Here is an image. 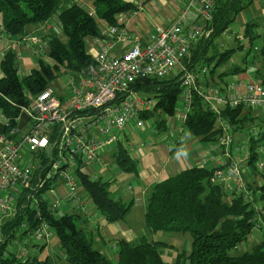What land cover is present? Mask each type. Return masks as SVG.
<instances>
[{
  "label": "trees",
  "instance_id": "obj_1",
  "mask_svg": "<svg viewBox=\"0 0 264 264\" xmlns=\"http://www.w3.org/2000/svg\"><path fill=\"white\" fill-rule=\"evenodd\" d=\"M60 1L0 0V28L10 35L25 34L26 25H43L51 19L58 11ZM148 1L151 0H142V3ZM252 2L253 0H215L212 19L206 24V28L210 30L209 35L192 43L189 55L183 59L186 67L191 70L206 68V84L216 85L228 75L248 71L247 65L237 64L226 68L227 70L218 71L236 48L220 50L221 46L219 47L217 41L230 27L237 13ZM92 4L94 14H90L75 2L59 12L57 26L60 32L45 35L48 41L47 55L54 61L52 64H45L39 59L38 66L20 78L16 53L10 47L5 49L0 60V111L7 121L0 125V132L17 125L23 108L31 101V96L48 87L61 68L68 73L85 67L92 61L87 52L86 39L97 35L102 29L98 27L96 18L103 21L105 26L114 24L119 15L135 7L132 0H92ZM254 25L253 22H247L244 27V37H248L249 49L254 37L251 33ZM235 39L238 40V47L242 48L240 38ZM257 60L261 67L255 69L257 79L254 75L253 77L264 83V46L260 49ZM255 61L253 60V63ZM133 88L155 98L152 110L142 112L139 118L144 121L152 118L157 130H165V119H162L161 115H174L181 92L179 75L148 77L134 84ZM251 114V109L241 106H224L215 114L202 98L195 94L191 109L182 122L183 130L186 129L206 143L216 141L220 134V129H216L217 118L227 122L231 126V132L253 127L257 137H249L246 160L248 167L242 174L244 187L246 185L248 190L251 189V196L246 188L240 193L225 191L224 185L213 178L217 169L215 167L191 166L181 170L151 185L146 195L144 212L148 233L140 235L134 241L118 239L117 258L112 260L93 248L86 232L78 225L77 219L82 220L81 212L55 216L59 206L55 211L49 210L52 201L48 197L47 200H38L37 208L31 205L32 199L36 196L39 198V194L48 188V183L36 187L40 179L47 180L45 174L48 169L36 167L32 174L31 189L18 196L13 214L0 223V264H50L49 256L40 259L37 255H32L22 260L15 251L6 250L14 241H22L27 237L41 222H46L49 228L53 229L69 264H264V237L251 250L239 255L229 254L230 250L236 249L250 236L257 225L255 219L259 228L264 229V172L260 171L264 162L261 168L257 167L259 161L255 163L259 156L257 149L264 141V120L257 114ZM255 126L259 129L254 128ZM231 148L230 145L234 157ZM111 158L122 170L137 172V160L120 140L114 142ZM84 167L86 166H80L76 170L79 185L103 215L104 220L112 223L122 219L130 209L132 200L125 202L110 197L108 181L91 177L84 171ZM258 172L260 178L259 184H256ZM188 230L192 236L190 249H177L171 262L163 259L162 249L174 247L160 240L149 239L150 233L158 231L184 233Z\"/></svg>",
  "mask_w": 264,
  "mask_h": 264
},
{
  "label": "built area",
  "instance_id": "obj_2",
  "mask_svg": "<svg viewBox=\"0 0 264 264\" xmlns=\"http://www.w3.org/2000/svg\"><path fill=\"white\" fill-rule=\"evenodd\" d=\"M214 3L215 0H184L170 24L156 25L146 34L129 30L122 13L114 24L106 25L97 35L88 38L87 52L92 61L67 73L65 93L48 86L31 96L29 105L22 110L28 114L22 129L16 125L0 132V223L14 210L18 196L31 189L36 167L48 168L47 180L40 179L36 183V187L48 183V188L39 194V198L32 199V206L37 208L38 200H47V192L53 190L55 181L59 180L65 189L63 201L54 195L49 210L55 211L62 203H71L82 215L94 219L97 214L94 209L89 211L92 201L80 187L76 170L92 161L107 164L105 159L102 160L106 152H102L119 140L118 134L124 132L131 122L136 127L144 125L139 115L152 110L155 98L140 93L133 85L148 77L179 75L181 102L176 103L174 110L177 121L181 122L179 132H183L182 122L191 109L195 94L215 114L224 106L264 109V83L252 80L238 88L237 84L230 82L221 89L205 83V67L194 71L183 62L189 55L191 44L209 35L206 24L212 19ZM134 4L135 7L127 13L136 15L142 8V2L134 1ZM199 19L202 24L197 22ZM47 25L51 27L49 23ZM0 31V37L8 43L12 35L4 33L1 28ZM23 41L25 47L32 46L36 53L48 49L45 36L32 35ZM6 121L0 111V125ZM216 129H220V134L214 146L225 148V156H222L223 160L210 157L217 168L213 178L223 185L226 180L228 191L237 188V192H243L241 169L230 150L231 126L217 118ZM173 132L169 131L168 136L172 137ZM237 149L242 150L241 147ZM206 162L207 156L204 155L199 166L206 165ZM220 164L224 166L221 168ZM262 166L263 160L257 164L258 168ZM31 233L37 241H47L51 235L46 222H41ZM23 241L25 245L28 238ZM25 252L26 249L21 247L18 256H24Z\"/></svg>",
  "mask_w": 264,
  "mask_h": 264
},
{
  "label": "rangeland",
  "instance_id": "obj_3",
  "mask_svg": "<svg viewBox=\"0 0 264 264\" xmlns=\"http://www.w3.org/2000/svg\"><path fill=\"white\" fill-rule=\"evenodd\" d=\"M136 2H142V0H132ZM184 0H151L146 3H142V10L143 15L146 18V27L150 29V26H152L151 29H153L156 25L165 26L170 24L168 23V20H170V12L174 14V18L179 13L180 8L182 7V2ZM73 2L78 3L79 5H82L86 10L92 11L94 10L92 0H66V1H60V6L58 11L55 13V15L49 19L47 22L52 26L51 33L57 34L59 33L58 26L56 25L58 22L57 15L59 12L71 5ZM176 6H180L178 9ZM141 11V10H140ZM139 11V12H140ZM126 13V12H125ZM124 13V14H125ZM96 22L98 27L104 28L105 24L100 19L96 18ZM198 23L202 24L203 21L199 19L197 21ZM247 22H253L255 23L254 26L251 28V33L254 35V37L251 39L250 49L249 47V41L248 37H244V27ZM56 23V24H55ZM56 25V26H55ZM42 24H33L30 23L26 25L25 28V34H19V35H12L8 40V46L15 52L19 53V56H16V66L18 68V75L20 78H23L25 75H27L31 69L38 66V61L41 59L45 64L50 63L52 64L54 61L47 55V50L45 49L43 52L36 53L32 46L25 47L23 38H28L32 35L36 36H43L45 31L42 29ZM150 29V30H151ZM140 31V30H136ZM138 33V32H136ZM226 34H223L218 39V45L220 50L226 49L229 47H235L232 56L230 59L224 63L222 66H220L217 70H227L228 68H231L233 64H237L239 66H245L247 65L249 75L252 73V75L255 76L257 79V75L255 73L256 68L261 67V63H257V59L259 58L260 49L264 46V0H253L251 4H249L247 7L243 8L241 11H239L236 15L235 20L232 22L230 27L226 30ZM43 34V35H40ZM140 34V33H138ZM241 38L240 43L243 45L242 48L238 47V40L235 39ZM46 38V37H45ZM5 39L0 40V60L3 57V50L5 49ZM86 45L89 48V39H86ZM245 57V62H243V58ZM253 60H256L255 63H253ZM253 67V68H252ZM227 68V69H226ZM1 75V71H0ZM239 77L237 74H231L228 75L223 81H218V83L215 86L218 87H226V83L236 79ZM67 78L68 74L63 71L61 68L58 72L56 78H54L50 83L49 86L54 88L58 92H66L67 91ZM245 79V78H244ZM213 83V82H212ZM216 83V82H215ZM212 85V84H210ZM181 102V94L178 99V104ZM252 114H257L261 119L264 120V109H252ZM161 118L165 119L166 127L165 130H157L156 126L154 124V120L152 118L144 121V125L142 127H136L133 122H131L126 130L124 132H120L118 134V139L122 142V144L129 149V153L137 160L138 158L133 154V147H136L137 149H142L144 145L148 144L151 145L147 150H150L151 148H155L156 146L164 143L168 144L172 138L168 136L169 131L175 130V137H181V151L182 153H192L195 152L197 157L201 156L208 148L202 149L200 146L206 145V142L200 141L198 137L190 134L186 129L183 130V132L178 131V128L181 126L180 121H177L176 114L172 116H164L161 115ZM177 121L176 126H174L173 122ZM264 125V124H262ZM249 126V125H248ZM264 127V126H263ZM254 128L259 129L258 126H255ZM233 134V143L231 146L233 147V159L237 160L236 165L239 166L241 169V175L245 173V169H247V157H248V146H249V137L250 135L257 137L256 134L253 132V127H246L239 131L232 132ZM113 146V145H112ZM241 147L242 150L238 151L237 148ZM163 146H161V151L164 152ZM259 148H261L260 151ZM257 149L258 151V159L256 160V164L258 161L264 162V141L263 144ZM111 148H106L103 150L102 153L106 152L102 156V160L105 159L107 161V164L100 165L98 162L92 161L88 166L84 167V171L89 173L91 177L94 178H101L104 181H108L107 188L109 190L110 197L112 198H118L119 196H122L125 199V202H130V200L133 198V204L128 210V212L124 215V217L120 220H118L120 226L126 227V231H129L132 236L133 240L137 239L140 235L148 233L147 226L145 224L144 219V212H145V200H142L140 197V194H137L139 192V179L136 178V181H133L130 179L131 173L122 170L119 168L116 163L111 158ZM216 155L214 156H221L220 158L217 157V159L223 160L222 156H225V148L218 147L216 149ZM191 156V155H190ZM204 156V155H203ZM202 156V157H203ZM209 157V156H207ZM211 160V159H210ZM139 161L137 160V170H140L139 167ZM207 164V162H206ZM215 164V163H214ZM208 165V164H207ZM206 167H209L207 166ZM221 168L224 165H221ZM211 168V167H209ZM260 171L264 172V167L260 169ZM248 174V173H247ZM132 175L134 177L135 174L132 172ZM215 175V172L214 174ZM256 184H259V178H260V172L256 173ZM254 178V176H252ZM243 179V177H242ZM224 180V179H223ZM244 182L242 184L243 191L246 188L247 192H249L251 196V189L248 190L247 186L244 187ZM131 187V189L129 188ZM82 189V188H81ZM228 189V183L225 180L224 184V190L226 191ZM55 191V193H54ZM228 191V190H227ZM232 192L239 193L237 188L231 189ZM65 192V189L62 187L59 180L55 181V188L53 190H50L47 192V197L51 201L55 199L54 195L57 196L61 201H63V193ZM133 195V196H132ZM84 197H88L86 194H83ZM130 196V200H128V197ZM91 209H94L96 214L98 215L99 220L104 222V217L100 213V211L95 207L93 203L89 204V211ZM64 213H78L75 205L71 203H62L57 210L55 211V216H60ZM13 214V209L8 213V217H10ZM79 214V213H78ZM80 217H84L80 214ZM87 219L91 220L88 222V224H85L87 226L88 231L92 232V237L90 233L86 229V235L90 239L95 240L96 242L92 245L95 249H101V252L106 255L108 258L115 260L117 258V251L114 250L111 246L112 243H114L117 246V241L114 239L115 231L114 227H110L109 234H105L104 229H99V227H95V223L98 221H95L96 218L91 219V217L87 216ZM3 221V220H2ZM1 221V222H2ZM78 225L85 228L83 224V220L77 219ZM255 223L257 224L255 228L251 231L250 236L239 244L236 249H232L229 251V254L231 255H239L242 252L246 250H251V248L257 244L262 237H264V229L259 228L258 221L255 219ZM111 226V224H110ZM51 235L46 240H40L37 241L34 238L33 233H29L27 235L28 242L24 245V241H14L12 244L7 246V252L10 250L15 251L17 254L21 252V247H24L26 249L25 255L22 256V260L26 259L28 256H34L37 255L40 259H44L47 256H49L50 264H69L66 262L63 250L60 247L59 241L53 231V229L49 228ZM85 232V230L83 229ZM102 235L104 237V243L98 242V236ZM125 237V236H124ZM149 239H155L160 240L163 242H166L168 244H171L174 249L170 248H163L162 249V256L163 259L167 262L173 261L176 250L180 249H186L189 250L191 246V232L185 231L184 233H176V232H155L149 234ZM36 244V246L34 245ZM34 245V246H32Z\"/></svg>",
  "mask_w": 264,
  "mask_h": 264
},
{
  "label": "crops",
  "instance_id": "obj_4",
  "mask_svg": "<svg viewBox=\"0 0 264 264\" xmlns=\"http://www.w3.org/2000/svg\"><path fill=\"white\" fill-rule=\"evenodd\" d=\"M176 7L178 9L180 6H176ZM142 9L143 8H141L140 9L141 11L139 10L140 12L138 11V13L136 15H131L129 13H125L123 15V22L126 25V27H128L131 31L138 32L140 34H146L152 30L151 29L152 26H150L151 30L148 27H146V18L142 14L143 13ZM172 20H174V14L172 12H170V20H168V23L171 22ZM47 24H48V22L43 24V27H42V29L45 31L43 34H45V35L51 33V30H52V26L48 27ZM136 30H140V31H136ZM43 34H40V35H43ZM45 35H43V36H45ZM1 39H5V38L0 37V40ZM6 43H7V40L5 39V43H4L6 46L5 49L7 47H9L8 44L6 45ZM5 49L2 52H4ZM247 72L237 74L239 77L227 82L226 85L230 82H233V83L237 84L238 88H242L248 81L256 80V79H254L252 73H250L248 75ZM226 77H224V79ZM173 123H174L173 125L176 126L177 121H174ZM171 138H172V140L167 145L162 143L153 149L151 148L150 150H147L151 146L148 144L144 145L142 149H137L136 147H133V149H132L133 154H135V156L138 158L137 160L140 162L139 163L140 170H137V172H133L136 177H134L132 175V172H129V173H131L130 179L133 181H136V178L139 179L140 185L138 187H139L140 191L137 192V194H140V197L142 200H145V197H146V195H147L152 184L157 183L159 181H162L163 179H166L169 176H172V175L178 173L179 171L187 169L191 166H199V161L203 155L209 156V157H207V164L208 165L207 164L206 165L211 167V168L214 167V161L210 160V157H212V158L220 157L219 155L214 156L217 154L216 153L217 146H214L215 141L211 142V143H206L208 146L201 144L200 147L202 149L208 148V150H206L201 156L197 157L195 152H192L190 154L189 153H182V151H181L182 150L181 149V144H182L181 137H179V136L175 137V130H174ZM161 146L165 147L164 152L161 151V149H160ZM231 149L233 151V147ZM245 172H246V169H245ZM118 199H122L125 201V199L122 196H119ZM128 200H130V196L128 197ZM131 200H132V204H133V202H134L133 198ZM95 218H96L95 221L99 220L98 215ZM91 219H93V218H91ZM82 220H83V224H84L85 228H83L82 226L81 227L85 230V232H87L88 229H87V226L85 224H88V222L91 220L87 219V217H85V216L82 217ZM110 224H111V226H110ZM94 225H95V227H99V229L100 228L104 229L105 234H109L108 232H109L110 227H114L113 229H114L115 233H114V235H111V236H114L115 240H118L120 238H124L127 241H134L132 234L129 231L125 230L126 227L120 226L118 221L108 223L105 220H104V222L100 220V221L96 222ZM86 229H87V231H86ZM88 232L90 233V235L92 237V232L91 231H88ZM92 240L93 239H91V242H92ZM104 240H105L104 237L99 234L98 242L103 244ZM94 242H96V241L93 240V243ZM111 246L114 250L117 251L118 248L114 243H112ZM98 250L101 251V249H99V248H98Z\"/></svg>",
  "mask_w": 264,
  "mask_h": 264
},
{
  "label": "water",
  "instance_id": "obj_5",
  "mask_svg": "<svg viewBox=\"0 0 264 264\" xmlns=\"http://www.w3.org/2000/svg\"><path fill=\"white\" fill-rule=\"evenodd\" d=\"M27 120H28V114L26 112H21V114L19 116L17 127L19 129H22V127L25 125ZM48 150H49V148L46 147V151H48Z\"/></svg>",
  "mask_w": 264,
  "mask_h": 264
}]
</instances>
